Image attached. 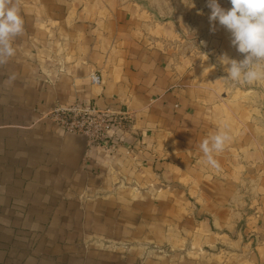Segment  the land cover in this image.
Returning a JSON list of instances; mask_svg holds the SVG:
<instances>
[{"label": "crops", "instance_id": "obj_1", "mask_svg": "<svg viewBox=\"0 0 264 264\" xmlns=\"http://www.w3.org/2000/svg\"><path fill=\"white\" fill-rule=\"evenodd\" d=\"M15 3L24 31L0 66V264H264V81L223 79V43L242 59L223 28L170 0ZM77 102L131 121L89 146L48 115ZM221 130L216 169L200 144Z\"/></svg>", "mask_w": 264, "mask_h": 264}, {"label": "clouds", "instance_id": "obj_2", "mask_svg": "<svg viewBox=\"0 0 264 264\" xmlns=\"http://www.w3.org/2000/svg\"><path fill=\"white\" fill-rule=\"evenodd\" d=\"M231 7L225 9L219 0H207L211 31L218 23L230 34V45L242 54V59L231 58L227 53L219 56L227 76L223 79L239 85H253L264 81V0H229ZM24 31V21L15 0H0V66L15 55L14 38ZM203 43V42H202ZM230 139L226 131L209 135L201 144L206 164L220 167L214 153L224 150Z\"/></svg>", "mask_w": 264, "mask_h": 264}, {"label": "built area", "instance_id": "obj_3", "mask_svg": "<svg viewBox=\"0 0 264 264\" xmlns=\"http://www.w3.org/2000/svg\"><path fill=\"white\" fill-rule=\"evenodd\" d=\"M91 80L94 84L101 83L96 73L91 74ZM48 115L53 122L61 125L65 132L86 136L89 146L104 144L112 127L126 130L131 121L128 111L101 110L78 102L68 108H56Z\"/></svg>", "mask_w": 264, "mask_h": 264}, {"label": "rangeland", "instance_id": "obj_4", "mask_svg": "<svg viewBox=\"0 0 264 264\" xmlns=\"http://www.w3.org/2000/svg\"><path fill=\"white\" fill-rule=\"evenodd\" d=\"M170 1H172L174 9L177 10V8H179L180 11L183 10L181 12V16L184 19L189 20V22L193 21V20L197 21V19H201L202 15H206V16L210 15V12H206V13L201 12V9L203 7H198V8L194 7L197 5V2L199 4H201L200 1H198V0H170ZM202 2H203V0H202ZM219 3L225 9H228L231 7L229 0H219ZM205 4H207V0H205ZM205 8H207V10L210 11V9L208 7H205ZM196 10L198 12H196ZM191 30H192L191 32H193V29H191ZM223 35L224 36L227 35L230 37V34L228 32H226L224 29H223ZM223 49H224L225 53H229V46H226L224 43H223ZM240 55H241V58H243L242 54H240Z\"/></svg>", "mask_w": 264, "mask_h": 264}]
</instances>
